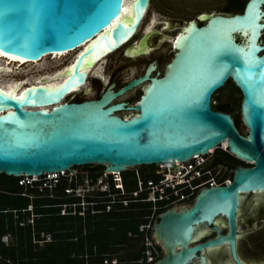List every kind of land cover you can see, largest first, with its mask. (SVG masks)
Segmentation results:
<instances>
[{
    "label": "water",
    "instance_id": "95a60500",
    "mask_svg": "<svg viewBox=\"0 0 264 264\" xmlns=\"http://www.w3.org/2000/svg\"><path fill=\"white\" fill-rule=\"evenodd\" d=\"M124 1L0 0L1 52L36 61L81 47L70 66L35 80L66 75L59 84L29 85L19 96L0 89V173L41 176L85 164L122 172L186 161L225 144L250 166L233 167L230 183L202 187L191 204L159 213L151 236L164 255L152 264H216L205 251L224 246L234 264H247L238 255L237 223L247 195L255 200L251 207L264 200V0H248L240 13L208 12L190 20L174 39L172 57L167 41L153 52L162 60V74H152L154 65L143 72L152 55L150 31L170 37L152 29L123 48L127 56L146 54L117 74L119 84L135 77L117 89L106 85L102 93L101 82L87 93L97 98L62 101L86 82L84 67L120 48L137 30L149 0H133L130 16ZM229 80L242 94L245 135L230 114L210 107L212 95ZM138 86L142 93L134 105L116 101ZM122 110L134 113L121 117ZM203 225L212 226L215 236L197 242L206 234Z\"/></svg>",
    "mask_w": 264,
    "mask_h": 264
},
{
    "label": "trees",
    "instance_id": "16d2710c",
    "mask_svg": "<svg viewBox=\"0 0 264 264\" xmlns=\"http://www.w3.org/2000/svg\"><path fill=\"white\" fill-rule=\"evenodd\" d=\"M247 1L225 0L223 11L240 13ZM225 84L234 91L232 104L224 108L223 104L210 103L211 108L230 114L242 134V94L231 80ZM212 96V100L220 101L223 93L216 91ZM213 163L228 167L250 166L219 147L214 149ZM137 167L145 179L152 176L154 164ZM72 168H81V172L75 177H69L67 172L58 174L52 189L43 187L41 191L37 185L42 180L33 186H23L18 183L20 176L0 173V264H148L141 245L144 233L139 231V226L148 221L150 207L140 201L130 202L127 206L115 202L107 210L109 198L93 197L87 199L93 204L88 205L81 215L78 213L81 209L77 205L79 199L66 193L65 189L74 188L77 182H81L82 172L86 171L94 178L103 171V167L85 164ZM120 174L125 189H133L135 183L128 186V179L134 176V171L125 170ZM72 203L75 204V213H72V206H67ZM64 204L66 213L61 214ZM166 209L160 207L155 215ZM5 235L8 236L7 243L1 240ZM46 235L50 236L49 241H43ZM157 249L161 250L159 246ZM114 258L117 261L113 263L111 260Z\"/></svg>",
    "mask_w": 264,
    "mask_h": 264
},
{
    "label": "built area",
    "instance_id": "2783aa9c",
    "mask_svg": "<svg viewBox=\"0 0 264 264\" xmlns=\"http://www.w3.org/2000/svg\"><path fill=\"white\" fill-rule=\"evenodd\" d=\"M213 102L214 100L211 99L210 103ZM219 148L227 151L225 144H221ZM213 152L214 149H210L207 153L193 156L186 161L172 160L156 163L151 169L152 176L146 179L142 176L138 167H134L132 169L135 183L133 189H125L120 172L103 170L93 178L88 172L84 171L82 172L81 182H77L74 188L65 189V192L79 199L77 205L81 206L80 211H78L81 215H83V211L88 205L93 204V202L87 201V199L93 197L109 198L106 204L107 210L115 202L123 206L136 201L146 203L151 209V214L148 216V221L139 226V231L144 233L141 238V245L144 247L145 260L152 262L159 253L158 244L151 236V226L157 216L155 215L156 210L160 207L169 208L181 204H191L200 188L230 183L229 167L221 163H213ZM65 172L67 170L59 173H43L41 176L22 174L18 183L23 186H33L35 182L42 180L41 184L37 185L38 189L41 191L43 187H47L51 190L58 179V174L64 175ZM76 173L78 172H72L68 176L75 177ZM65 206L64 204L61 214L66 213ZM67 206H72V213H75L74 203L67 204ZM28 209H31V205L28 206ZM29 222H32V219H29ZM1 240L7 243L8 236H3ZM49 240L50 236L46 235L43 241ZM142 261L143 259L140 260V262ZM111 262L114 263L115 260L113 259Z\"/></svg>",
    "mask_w": 264,
    "mask_h": 264
},
{
    "label": "flooded vegetation",
    "instance_id": "af4514ba",
    "mask_svg": "<svg viewBox=\"0 0 264 264\" xmlns=\"http://www.w3.org/2000/svg\"><path fill=\"white\" fill-rule=\"evenodd\" d=\"M195 21L197 22V24H199V25L201 24V22L198 19H196ZM159 23H161L163 25L162 26L163 28H168V29H172V28L174 29L175 27H177L179 25V22L169 20V19L167 20L164 18L159 19ZM187 24L188 23H186L185 25H187ZM185 25H183V26H185ZM182 27L168 41L169 49L166 51V53H168L171 50V48H173V53H172L171 57L173 56L174 51H175L174 39H175L176 35L181 31ZM161 39H162V37L158 36L157 32L150 31V36H149V39L147 40V43H148V46L150 47V49L147 52V54H152V55L149 58H147V59H149V61L147 62L143 72L145 71V69L149 65L155 66V70L152 72V74H154L156 71H159L160 74H162L164 72V70L163 71L161 70V67H162L161 66V61H162L161 58L158 56H154V53H153V52H155V50H157V48H159V41ZM125 49L120 51L119 55L117 56V58L115 59V61L113 62L112 65H110V63L106 64V63H103V61H101L99 64V67H98L99 73L98 74L90 73L86 77V82H88V85L84 86L83 90L80 89L81 93L74 95L78 91H76V92L73 91L72 93L67 95L63 101L80 102V101H83L86 99L97 98L98 96L97 97H88L87 93H88V91H90V89L94 90V91L98 90L102 80L106 79L108 81L107 86L111 83H114V89H117L121 85L126 83L129 79L135 77V76H132L130 78H127V79H125L124 82L119 84L120 79L118 78L117 74L120 72V70H122V68L129 67V62L143 58L146 54L137 55V56H127L124 53ZM171 57H170V59H171ZM168 61L165 63V65L163 67H166V64L168 63ZM105 67H111L109 72L106 74H105V70H106ZM143 72L141 74H137L136 76L142 75ZM138 88H139V86L136 88H133L132 90H130V91L124 93L123 95L117 97L116 101L117 102H124L126 106L134 105L142 93V89H141V92L138 95V98L136 100H134L135 90ZM210 107H211V105H210ZM225 108H226V106H225ZM212 110H214V109H212ZM214 111L225 112L223 110H214ZM133 113L134 112L130 111V110H122V111L117 112V114H119L121 117H127L128 115L133 114ZM242 134L245 135V132ZM232 169H233V167H229V171H230L229 175L232 173ZM247 198H248V201L251 202V204H253L255 202L252 195H249ZM260 206H261L260 207L261 211L257 210L253 214H248V212H245L244 217L240 218L238 223H237V229L242 233V236L238 238V243H237L238 255H239V258L247 264H264V256H263V258H258V259L249 258L247 256V254H248L247 251H249V253H262L264 255V200H262V203L260 204ZM219 227L221 228L222 234H225L227 232V227L224 224L220 223ZM201 228L204 230V232L206 234L203 237H201L200 239H198L197 242H203V241L207 240L208 238H212L215 236V231H214L212 226L203 225ZM205 253L216 264H234L231 257H230L228 246H224V247L219 248V249L214 248V249H211L209 251H205ZM163 255H164L163 251L160 250L158 253V256L155 257L154 261L148 262V264H152L153 262H155L158 259H160L161 257H163ZM114 260L117 261L116 258H114Z\"/></svg>",
    "mask_w": 264,
    "mask_h": 264
},
{
    "label": "rangeland",
    "instance_id": "374dc122",
    "mask_svg": "<svg viewBox=\"0 0 264 264\" xmlns=\"http://www.w3.org/2000/svg\"><path fill=\"white\" fill-rule=\"evenodd\" d=\"M224 5H225V0H149V4L143 16V19L140 25L138 26L136 32L132 36V38L127 43L122 45L120 48H118L114 52L107 55L103 63H106V64L110 63V65H112L115 59L117 58L118 54L123 48L127 47L130 44L138 43V39L141 38L144 33L152 29L158 30L160 33L170 36V37L161 39L159 42V46H160L164 41L168 42L170 38H172L180 30V28L183 25L188 23V21L194 19L196 16L202 13L224 12L223 11ZM152 18H155V22L152 25L151 29L147 30V27L150 24ZM163 18L167 20L169 19V20L179 22V25L175 27L174 29L173 28L172 29L163 28L162 27L163 25L159 23V19H163ZM171 50L173 51V48H171ZM73 56L74 55H72V57ZM71 58L69 57L67 61H71ZM53 60H54L53 57H47L44 60L40 61V66L39 64L28 65V66L20 65L19 67L22 68V70H26L27 73H19L13 76H0V82H4L8 80L10 79V77L13 79H17V80H24L28 78V81L30 82L36 76L47 74L53 71L55 68H58V67H43L44 65H47L49 62H52ZM110 68L111 67H105L106 69L105 74L109 72ZM107 82L108 81L106 79L102 80V86H101V89L99 90L100 93L104 91L107 85ZM86 85H88V82H86ZM225 86L226 84H224L221 88L216 90L218 92L222 91L223 96L220 101L214 100L213 103L214 104L220 103V104L225 105L226 107H229L230 103L232 104L231 97L234 91L232 90V87L230 85H228L227 87ZM83 89L84 88H81V90ZM141 89L142 87L139 86V88L135 90L134 100L138 98V95L140 94ZM243 130L244 132H246V128L244 126H243ZM70 171H67V174H70L72 172H81V171H77V168H74V169L72 168ZM128 183H129L128 186L130 187L134 186V178L132 177L128 179ZM248 196L249 195H247L244 199L245 209H243L244 213L241 216V218L244 217L245 212H248V214H253L257 210L259 211L261 207L260 204L262 203V200L260 199L256 201V205L254 207H251L252 204L251 202L248 201V198H247ZM247 252H248L247 256L253 259L263 258L264 256L262 253H249V251Z\"/></svg>",
    "mask_w": 264,
    "mask_h": 264
},
{
    "label": "bare ground",
    "instance_id": "6f19581e",
    "mask_svg": "<svg viewBox=\"0 0 264 264\" xmlns=\"http://www.w3.org/2000/svg\"><path fill=\"white\" fill-rule=\"evenodd\" d=\"M132 1L133 0H125L124 1L123 12L127 16L131 15V4H132ZM154 22H155V18H152L150 24L147 27V30L151 29V27L154 24ZM132 36L125 43H127L132 38ZM80 49H81V47L75 48V49H72V50H69V51H64V52L50 53V54L42 56L39 60H36V61L25 60V59L16 57L14 55H10V54H7V53H4V52L0 51V76H13V75H16V74H19V73H27L26 70H22V68H20L19 66L20 65L28 66V65H37V64H39V66H40V61L44 60L47 57H53L54 60L52 62H49L47 65H44L43 67H58V68H55L53 71H51V72H49L47 74H43V75H53V74L57 73L58 71L70 66L72 61H73V59H74V57L80 51ZM114 51H111V52L105 54L98 61H95L91 65H88V66L84 67V69H87V71H88L87 76L90 73L98 74L99 73L98 67H99L100 62L104 61L105 57L107 55H109L110 53L114 52ZM72 55H74V56L72 57ZM69 57L70 58L72 57L71 61H67V59ZM43 75L36 76L30 82L28 81V78L24 79V80H17V79H13V78L10 77V79H8V80H6L4 82H0V89L3 90L5 93H8L11 89H14V91H11V94L13 96H16V95L19 96L21 94V92L23 91L24 87H26V86L33 85V84H45V83L59 84L64 79V76L66 77V75H64V76L62 75L63 77L62 76H60V77H52V78L46 79V80L35 81V80L39 79L41 76H43ZM84 86H86V82L83 85H80L77 88H75L74 91L75 92L79 91ZM69 94L70 93L66 94L62 98V101ZM42 107L43 108H49L50 106L48 105V106H42Z\"/></svg>",
    "mask_w": 264,
    "mask_h": 264
},
{
    "label": "snow or ice",
    "instance_id": "6c2138e0",
    "mask_svg": "<svg viewBox=\"0 0 264 264\" xmlns=\"http://www.w3.org/2000/svg\"><path fill=\"white\" fill-rule=\"evenodd\" d=\"M253 19V17H249V20H252Z\"/></svg>",
    "mask_w": 264,
    "mask_h": 264
}]
</instances>
